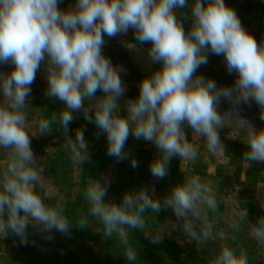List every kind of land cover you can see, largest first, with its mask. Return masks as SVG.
<instances>
[{"label":"clouds","instance_id":"1","mask_svg":"<svg viewBox=\"0 0 264 264\" xmlns=\"http://www.w3.org/2000/svg\"><path fill=\"white\" fill-rule=\"evenodd\" d=\"M60 3L0 0V64L13 66L10 72H0V239L11 233L26 244L30 226L50 239L53 230L68 236L73 227L88 229L95 221L102 226L105 241L119 242L128 264H140L130 229L159 243L161 237L150 230L148 220L153 218L148 213L170 208L198 251L217 239L222 242L211 264H249L243 246H230L223 232H214L220 216L218 193L199 175L184 176L162 199L144 187L125 191L119 204L104 199L106 177L87 178L86 210L72 218L65 202H47V180L31 138L51 134L54 127L62 129V145L81 171L80 166L91 159L89 146L83 129H77L73 139L69 125L73 113L82 112L98 133L106 134L107 155L118 161L128 158L125 145L130 134L150 142L157 150L151 174L163 179L173 158L197 161L194 140L202 139L211 154H225L219 133L229 128L230 137L247 147L244 164H264V127H255L236 110L254 101L264 121V41L257 42L225 0H194L190 15L183 11L188 0H75L67 9ZM185 21L191 24L187 30ZM129 29L139 45L150 47L131 42L124 47L134 54L146 52L148 66L160 67L142 78L135 99L121 103L124 69L114 66L103 48L105 36L114 38ZM209 53L224 57L226 71L236 76L232 86H218L197 75ZM42 64L45 94L59 100L62 108L51 115L39 108L43 115L34 128L28 98ZM98 91L103 95L97 96ZM222 98L232 105L223 114L218 111ZM130 160L133 168L138 166L134 157ZM260 206L264 208V197ZM246 217L244 209L230 225L232 231L240 233L246 224L250 238L264 246V215L255 224Z\"/></svg>","mask_w":264,"mask_h":264},{"label":"rangeland","instance_id":"2","mask_svg":"<svg viewBox=\"0 0 264 264\" xmlns=\"http://www.w3.org/2000/svg\"><path fill=\"white\" fill-rule=\"evenodd\" d=\"M183 9L191 14V4ZM75 0H61L59 7L67 9ZM237 13L243 27L250 32L257 42L264 41V0H225ZM185 29H189L190 21H185ZM125 42L136 43L138 47L147 49L150 44L139 45L134 39V33L129 29L127 34L114 38L105 36L103 53L114 66H122L120 73L126 91L120 97V102L135 99L139 92V83L146 75L160 67L148 66L146 52L130 53ZM11 63L0 64V72H10ZM197 75L210 78L218 86H232L235 74L226 71L224 57L209 53L208 63L197 70ZM46 73L44 65L36 73L31 85V95L28 98L29 120L35 123L45 115L59 112L62 104L57 99L46 96ZM97 96L103 95L98 91ZM232 109L226 99H221L218 111L223 114ZM242 118L250 121L255 127H264L260 119V108L253 101L250 104H240L236 109ZM122 114H124L122 112ZM73 121L69 125V135L75 139L77 129H83L89 146L91 159L80 166L81 171L71 163L70 154L62 145L65 142L63 130L54 127L51 134L37 135L31 138V148L44 168L47 180V202H65L68 215L75 218L81 209L86 210L83 199L87 178L100 179L106 177L109 181L106 202L119 204L125 191L146 188L155 198L162 199L172 186L182 183L184 176L199 175L203 180L211 182L218 193L219 213L214 232H223L226 243L230 246H243L249 254V264H264V246L248 235L245 224L240 233H234L230 227L232 222L246 209L248 223L255 224L259 216L264 215L261 208V198L264 197V164H249L243 162L246 145L240 139H233L231 129L220 130V137L225 146V154H211L207 151L202 139L194 140L198 159L193 164L173 158L168 165V174L163 179L152 176L150 163L157 157V150L143 139L136 140L131 134L125 145L128 158L121 161L107 155L106 134L98 133L94 123L85 120L82 112L73 113ZM189 139L191 131L186 130ZM134 157L138 166L133 168L130 158ZM149 215L150 230L161 237L159 243H152L144 233L130 229V239L137 248L140 264H211L222 243L216 240L205 248L197 250L196 244L183 235L179 221L173 211L162 209L159 213ZM102 226L93 221L88 229H71L66 236L53 230L51 238L38 232L31 226L27 231V243L22 244L19 237L9 234L0 239V264H128L117 240L102 238Z\"/></svg>","mask_w":264,"mask_h":264}]
</instances>
